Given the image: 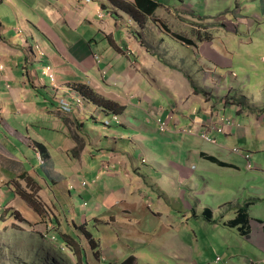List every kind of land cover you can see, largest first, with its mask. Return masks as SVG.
I'll return each mask as SVG.
<instances>
[{
	"label": "rangeland",
	"instance_id": "374dc122",
	"mask_svg": "<svg viewBox=\"0 0 264 264\" xmlns=\"http://www.w3.org/2000/svg\"><path fill=\"white\" fill-rule=\"evenodd\" d=\"M159 1L162 3L153 16H144L146 17L144 33L148 35L145 37L150 44L143 36V39H139L151 48L150 54L146 56L145 66H142L152 67V73L148 75L153 78L154 74L158 80L166 83V75L170 77L177 74V71L172 70L167 61L163 60L155 48L156 45L162 47L169 61L177 63L185 61L190 67L189 70L195 69V59L191 57L190 46L170 33H180L195 40H206L207 44L209 43L207 40L212 39L214 57L222 62L219 65L203 64L201 70L206 69V76L213 77L211 87L214 92L221 96H224L226 91L230 92L232 95H227L225 100L233 107H240V110L258 108L239 105L243 98L261 104V108L264 109V0ZM116 13L119 18L126 19L127 22L129 20L139 31H143V25L126 11ZM131 19L133 21H130ZM95 44L97 50L98 48L102 50L105 41L98 40ZM100 59L103 60V64L106 62L101 56ZM132 65L131 63L129 67ZM3 67L4 64H0V69ZM107 70L108 68L104 67L103 72L106 73ZM193 74L194 72L190 76ZM40 75L44 79L42 71ZM45 79L57 103L59 97H65L71 101L73 110L77 107L88 112L89 116L97 115L102 120L107 117L104 115L107 113L105 108L87 98L79 86L60 90L61 86L54 73L52 81L47 77ZM201 79L202 74L197 75L194 80L201 86L203 83ZM191 86L193 88V84ZM9 89H5L6 97L10 93ZM127 89L128 87L122 86L120 94L128 97ZM77 95L82 97L81 102L74 100ZM137 102L138 99L131 100V103ZM213 103L217 104L216 101ZM104 105L107 106L105 103ZM142 105L147 107V103ZM59 107L65 111L61 104ZM1 112L4 111L0 110V118L4 124L3 127L0 123V264H121V255L129 254L136 256L126 264H264V238L256 233L257 222L252 221L256 233L252 236L249 233L242 234L236 227L224 225V222L235 217V209L246 201H254L253 206L249 207L250 213L257 211L264 219V127L261 128L258 139V130L251 114L241 117L235 114L236 122L246 129L249 147H252L256 154L255 159L253 157L251 160V155L247 153L248 160L244 159L246 168L245 164H242L241 171L232 167H221L210 160L202 159L195 150L193 153L191 148L188 149L192 153L189 154L193 162L190 167L193 172L195 171L192 181L186 183L179 179L178 187L172 189L168 196L150 183L148 187L135 185L126 189L128 195L130 193L136 195L142 190L152 199L151 206L145 203L139 208H130V212L119 215L126 219L125 229L130 230L134 238L131 241L124 240L121 237L127 235L122 234L119 241L111 246L105 243L104 245L110 247L117 255L108 260V256L112 254L106 248L107 250H103L106 253L103 255L104 258L99 260L100 255L94 259L91 249L90 258L87 259L86 249L90 245L84 230L91 232L97 241L99 238L103 241L109 240L114 236L113 230L106 229L110 227L107 224L109 217L100 216V221L89 217L88 224L83 226L81 217L83 211L79 209L84 205L93 207L97 203L104 209L101 204L104 202L102 197L106 198L116 190L115 186L106 180L104 173H112L115 170L110 162L114 161L117 158L114 156H118L120 152L100 155L93 161L89 160L91 170L87 175L95 172L99 174L97 189L89 177L80 179V187H77L79 181L68 183L64 176L52 187L46 186V183L40 186L34 180L36 172L33 169L37 166L41 170L39 163L42 165L46 160L35 150L34 140L40 141L34 131L36 128L34 124L37 122L32 121L30 114L22 115L7 111L6 115L2 116ZM261 113L264 114V111ZM113 115L111 114L110 120L107 118L105 122H116ZM246 120L250 123L247 124ZM233 121L235 120L231 119L227 125L233 124ZM119 122L120 119L117 123ZM209 125L210 121L207 122L205 126L207 131H203L202 136L215 142L208 133ZM175 142L176 151L172 153L171 159L182 162L181 145L177 140ZM196 146L200 149L204 147L203 150L206 151L212 150L208 148L212 146L210 143L199 142L194 145ZM39 154L42 156L41 160L38 158ZM258 155L260 159H257ZM137 158L142 167L151 162L150 157L147 154L141 156L140 151L137 152ZM68 160V167L71 163L70 168H75L76 165L79 167V161H71L70 155ZM248 161L251 163H247ZM58 171L59 168L56 166L53 173L57 174ZM253 176L256 177V181ZM159 182L161 186L167 187L166 180L162 179ZM47 183L49 184V181ZM28 197L33 203L26 201L25 198ZM230 201L236 206L231 208L228 204ZM205 207H210L213 216L220 218L216 223L204 218ZM49 223L51 227L47 228ZM51 229L57 233H51ZM58 234L62 239L57 240ZM71 235L75 237V241Z\"/></svg>",
	"mask_w": 264,
	"mask_h": 264
},
{
	"label": "crops",
	"instance_id": "0c3cea01",
	"mask_svg": "<svg viewBox=\"0 0 264 264\" xmlns=\"http://www.w3.org/2000/svg\"><path fill=\"white\" fill-rule=\"evenodd\" d=\"M102 4L105 5L104 8ZM112 10L119 13L122 11L110 0H0V64H4L0 69V110L4 111L1 112L2 116L6 115L7 111L22 115L30 114L32 121L37 122L36 125L33 123L36 126L34 131L40 141L34 140L35 150L45 157L46 162L42 165L38 162L41 170L34 166L33 170L36 172L34 180L40 186L46 183V186L52 187L64 176L68 183L79 181L77 187H80V181L84 177H89L97 189L99 174L95 172L87 175L91 170L89 160L93 161L100 155L120 152L118 156H114L117 158L110 162L115 170L112 173H104L106 180L116 189L110 196L102 197L104 202L101 204L104 209L100 203L94 204L93 207L84 205L79 209L83 211L81 212L83 226L88 224L89 217L98 221L100 216L109 217L107 224L110 227L106 229L113 230L114 236L105 241L101 238L98 241L88 238L89 243L87 242L90 245L86 247L87 259L90 258L91 249L94 259L100 255L99 260L106 254L103 250H107L106 248L110 250L105 243L111 246L119 241L122 234L127 236L121 239L131 241L134 238L130 230L125 229L126 219L119 215L126 214L130 212V208L136 209L145 203L151 206L152 199L146 193L139 190L136 195L131 193L128 195L127 188L135 185L148 187L150 183L168 196L172 189L178 187L179 179L186 183L192 181L195 171L193 172L190 167L193 164L189 156L192 154L188 150L190 148L202 159H207L202 153L213 155L234 165L223 166L214 162L219 166L241 171L242 164H245L244 159L248 160L246 154L251 155V160L253 157L255 159L256 154L255 150L249 147L246 129L236 122L235 114L240 117L251 114L258 130V139L261 128L264 127V114L261 113L264 109L261 108V104L243 98L239 105L258 108L240 110V107H233L225 100L227 95H232L230 92L226 91L224 96H221L211 87L213 77L206 76V69L201 70V65L207 63L219 65L222 62L214 57L212 39L207 40L209 46L206 40L195 38L198 48L189 45L192 49L191 57L195 59L196 70H189L190 67L185 61L183 63L169 61L162 47L156 45L155 48L163 60L167 61V65L177 71L175 76L166 75L167 82L164 83L158 80L156 75L152 74L153 78L148 75L152 73V67L148 65L142 68L145 66L146 56L151 52L150 46L142 43L138 36V34L143 38L148 36L144 33L145 26L142 27L143 31H139L135 24L119 18ZM100 12L104 15L100 16ZM98 40L105 41L102 50L99 48L97 50L95 43ZM145 40L149 43L147 38ZM36 44L43 52L40 56L34 53ZM99 55L106 60L104 64ZM131 63L133 65L129 67ZM46 65L52 67L61 86L60 90L84 85L88 90L123 106L118 114L120 122H105L107 118L110 120L111 114L113 115L109 110L104 113L107 116L104 120L97 115L91 117L88 112L77 107L71 112L62 111L52 96L54 93L50 92V86L47 85L45 77L48 76L44 73ZM104 67L108 68L106 73L103 72ZM41 71L44 79L40 77ZM193 72V76H190ZM200 74L203 82L201 86L194 80ZM194 85L198 87L199 92H195ZM122 86L128 87V97L120 94ZM6 88H10L7 97ZM114 88L119 90L116 91ZM134 99H138L137 104L131 103ZM215 101L217 104L213 105ZM115 103L111 109L119 111ZM142 103H147V107ZM159 117L168 123L166 131L160 130L157 121ZM224 117L235 121L227 125L223 122ZM208 121H210L208 133L215 142L202 136L203 131H207L205 126ZM246 122L250 123L249 120ZM0 123L2 124L1 118ZM2 125L4 127V124ZM216 127L222 130L218 131ZM15 128L20 130L17 126ZM174 140L181 145L182 162L171 159L172 153L176 151ZM199 142L210 143L212 146L208 148L212 149L211 152L203 150L204 147L202 149L194 147ZM138 151L141 156L147 154L150 157L151 162L146 167L139 165ZM68 155L71 161H79V167L76 165L75 168H70L72 163L68 167ZM257 159H260L259 155ZM144 160L143 157L142 161ZM56 166L59 171L54 174ZM244 167L246 168V164ZM253 177L256 181V177ZM162 179L166 180L167 187L161 186L159 181ZM254 186L259 189L256 184ZM25 199L33 203L29 197ZM228 204L231 208L236 206L231 201ZM206 208L212 211L210 207ZM250 217L248 233L250 236L258 233L264 238L262 215L256 211L251 212ZM218 219L220 218L213 216L212 212V221L209 222L216 223ZM253 220L257 222L256 233L252 225ZM224 225L228 226L227 222H224ZM51 230V233H57L54 229ZM72 238L75 241V237ZM110 252L112 255L108 256V260L117 255L111 250ZM135 256L121 255V264H126Z\"/></svg>",
	"mask_w": 264,
	"mask_h": 264
},
{
	"label": "trees",
	"instance_id": "16d2710c",
	"mask_svg": "<svg viewBox=\"0 0 264 264\" xmlns=\"http://www.w3.org/2000/svg\"><path fill=\"white\" fill-rule=\"evenodd\" d=\"M110 1L113 2L115 5H117L119 8H121L122 10L126 11L128 14H130L139 24H141L143 26L146 22V17H144V16H149V17L151 16L152 17L153 14L155 13V11L159 8V6L162 3L159 0H110ZM102 7L104 8L105 5L102 4ZM141 17L142 18L144 17V18L142 19ZM170 35H173V37L177 38L178 40L182 41L183 43H186V44L192 45V46H197V42L192 37H187V36L180 34V33H170ZM138 36L140 39H143L142 35L138 34ZM79 89L91 101L95 102L96 104L101 105L102 108L104 107L105 112L110 110L111 107H114V104H113V103H115L114 101L108 100L105 97H103L97 93H94L93 91L88 90V88H86L84 85H79ZM194 90H195V92L200 91L197 86H194ZM202 92L205 93L204 91H202ZM104 103L107 104V106H105ZM115 104L118 105L117 103H115ZM118 108H119V111H118V109H113L112 112L119 114L120 111L124 107L121 105H118ZM202 154L205 156V158H207L208 160H210L212 162H216V163L223 165V166H234L228 162L219 160L217 157H215L213 155H209V154H205V153H202ZM252 203H254V201H250V202L246 201L245 204L238 206V208L236 209L235 217L232 218L231 220H229L227 222V225H229L231 227L238 228L242 234H247L249 231V221L251 218L250 213H249V207ZM204 215H205V218L207 220L212 221V211L209 208H206L204 210ZM85 233L87 234V238H89L90 240L94 239L92 234H90L87 231H85ZM59 238L62 239V236L58 235L57 240H59ZM90 242H92V241H90ZM130 258H131V256L128 259H130Z\"/></svg>",
	"mask_w": 264,
	"mask_h": 264
},
{
	"label": "built area",
	"instance_id": "2783aa9c",
	"mask_svg": "<svg viewBox=\"0 0 264 264\" xmlns=\"http://www.w3.org/2000/svg\"><path fill=\"white\" fill-rule=\"evenodd\" d=\"M99 15H100V16H103L104 14L100 12ZM34 51H35L34 53L37 54V56H40V55L43 53V52L41 51L40 46H39L38 44L35 45V47H34ZM44 73L48 76V78H49L51 81L53 80V70H52V67H51L50 65H46V66L44 67ZM75 98H76V99H74V100L77 101V102H81V101H82V97H80L79 95L75 96ZM58 101H59L58 103L61 104L62 108H63L65 111L70 112V111L73 110L72 103H71V101H69L67 98H65V97H59V98H58ZM112 117L115 119L116 122L119 121V117H118L117 114H114ZM223 119H224V123H226V124L231 122V119H230V118L224 117ZM157 121H158V123H159V125H160V130H161V131H166L167 128H168V123H167L166 121L162 120L161 117H159V118L157 119ZM215 129H217L218 131H221V130H222L220 127H219V128L216 127ZM189 131H190V129H189ZM203 136H204V135H203ZM235 150H236V151H239L238 148H235ZM246 157L248 158V155H247V154H246ZM38 158H39V160H41V159H42V156L39 154ZM42 162H43V161H42ZM44 162H45V161H44ZM44 162H43V163H44ZM43 163H42V164H43ZM248 163H251V161H250V162L248 161ZM50 227H51V225H50V223H49L48 226H47V228H50Z\"/></svg>",
	"mask_w": 264,
	"mask_h": 264
},
{
	"label": "clouds",
	"instance_id": "9594fccd",
	"mask_svg": "<svg viewBox=\"0 0 264 264\" xmlns=\"http://www.w3.org/2000/svg\"><path fill=\"white\" fill-rule=\"evenodd\" d=\"M44 163H45V162H44ZM44 163H43V164H44ZM40 164H41V163H40Z\"/></svg>",
	"mask_w": 264,
	"mask_h": 264
},
{
	"label": "bare ground",
	"instance_id": "6f19581e",
	"mask_svg": "<svg viewBox=\"0 0 264 264\" xmlns=\"http://www.w3.org/2000/svg\"><path fill=\"white\" fill-rule=\"evenodd\" d=\"M85 184V183H84Z\"/></svg>",
	"mask_w": 264,
	"mask_h": 264
}]
</instances>
